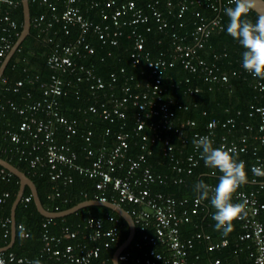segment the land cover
<instances>
[{"label":"built area","instance_id":"2783aa9c","mask_svg":"<svg viewBox=\"0 0 264 264\" xmlns=\"http://www.w3.org/2000/svg\"><path fill=\"white\" fill-rule=\"evenodd\" d=\"M30 1L38 2L49 12H41L31 17V25L51 44L45 57L49 72L46 78H41L39 72L32 73L28 66H24V76L15 81L10 82L3 74L0 76V111L9 107L19 116L15 124L7 121L0 130V137L7 138L12 144L8 151L18 155L19 159L27 160L32 172L46 170L49 178L55 182L54 190L49 194L50 198L59 195L58 181L63 184L70 183L73 173H77L96 178L95 188L100 195L95 198L107 200L105 191L111 188L115 193L114 202L130 205L129 213L134 220L135 230L138 228L139 231V240L135 245L142 250L133 257V264H223L220 256L202 260L201 254L194 252L196 244L202 246L206 252L232 247L235 256L244 248L248 251L246 258L252 264H264V201L259 199L257 189L246 190L240 186L233 194L232 200L245 203V214L236 219L241 222L242 231L233 239L223 234L213 238L211 233L201 230L182 236L181 225L204 210L206 200L197 202V196H194L189 202L187 198L177 197L174 191L150 189L151 184L166 183V175L155 173L148 161V155L152 152L151 146L157 141L161 142L163 155L177 172L189 174L201 161L204 164L193 143L192 150L186 153L173 143L170 132L176 133L184 143L187 138L183 135V129L195 125V120L175 119L176 108L172 105L182 109H186L187 105L178 103L173 98H164L166 88L162 85V77L168 66L179 61L189 71L199 72L203 80L209 83V88L214 85L231 88L228 73L220 70L215 60L209 62L195 54L197 48L203 47L211 32L222 27L219 15L206 21L202 19L196 24L191 33L193 44L182 41L184 37L172 30L173 45L169 58L158 56L153 59L144 52V36L137 31L136 26L153 18L157 21L158 28L163 29L169 25V16L181 17L189 6L199 4L201 0H163V9L157 6L161 0H148L142 4L137 0ZM57 1L61 3L60 8ZM19 2L20 0H0V62L15 42L14 36L18 34L17 22L11 17L9 9L16 7ZM81 2L86 10H92L93 13L95 10L97 20L82 11L79 6ZM195 14L198 15L199 12L195 11ZM58 23L63 34H70L73 26L78 29L77 34L66 41L55 37L59 32L55 27ZM170 25L173 26L172 23ZM121 26H130L128 36L133 38L130 52L132 66H138L145 60L148 72L144 74L142 69L139 78L132 74L125 75L118 92L117 73L111 71L106 78L102 77L96 72L94 64L88 62L87 59L95 50L88 34H96L102 43L117 44V36L122 33ZM149 28L146 26V29ZM18 49L19 46L16 50ZM217 56L214 54V57ZM119 71L124 72V67ZM242 72L249 74L244 69ZM65 74L68 76H63ZM233 74L241 75V70L233 71ZM243 76L246 77L245 74ZM250 76L253 79V88L264 90V80ZM80 81L87 83L89 91V101L78 109L82 117L80 122L91 125V115L109 122L120 121L112 142L107 138L111 134L110 127L105 129L101 143L96 145L91 128H86L80 134L84 142L83 157L87 162L78 161L77 152L72 146V138L78 133L79 119L64 115L59 108V97L67 92L65 86H73ZM34 82H38L40 88L38 98L17 103L4 97L5 90L17 92L24 83ZM185 91L196 93L200 91V87H187ZM24 96L30 97L31 91L27 90ZM129 104L134 106L131 130L138 137L135 144L139 147L134 156L129 154V136L123 129ZM249 107L248 116L258 117L255 129L248 122L244 123L245 130L242 133L235 132L237 115L240 114V110H237L235 115H229L222 120L214 117L208 119L204 129L195 131L192 135L193 139L198 135L209 136L214 147L221 144L234 146L238 155L250 151L253 158L249 164L250 181L256 182L253 166L264 170V150L259 151L257 145H264V104H250ZM202 113L205 114V111ZM61 134L63 140H58L57 137ZM9 175V170L0 167V179L6 180ZM173 181L182 182L184 178L179 176ZM216 184L217 182L208 185ZM263 185L264 182H261L260 187ZM8 196L7 190L2 191L0 203ZM30 197L31 195H22L19 202L27 203ZM106 218L114 223L105 225L103 218L87 214L83 218L81 229L64 225L59 233H51L48 224L52 222V218L46 217L42 222V245L35 258L0 247V260L4 264L29 263L35 260H39L40 264H106L104 259H100L102 248L119 239L117 218L113 215H107ZM8 224H11V217L0 216L3 236L7 235ZM21 226L27 236L26 226L15 223L19 231ZM63 240L71 241L59 246ZM129 255V251L123 249L118 260L126 264Z\"/></svg>","mask_w":264,"mask_h":264},{"label":"trees","instance_id":"16d2710c","mask_svg":"<svg viewBox=\"0 0 264 264\" xmlns=\"http://www.w3.org/2000/svg\"><path fill=\"white\" fill-rule=\"evenodd\" d=\"M137 1L139 4H142L144 1L148 0ZM57 4L58 8H60L61 3L57 1ZM79 6L84 13H89L94 20L98 19L95 10L94 13L92 10H86V7L82 2L79 3ZM157 6L163 9V0H161ZM227 6H229V0H201L199 4L189 6L181 17L172 18L169 16L167 18L169 25L163 29L158 28V23L153 18L136 26L137 31L141 32L144 36V52H146L150 58L155 59L158 56L169 58L173 45V39L171 37L172 30H175L180 36L184 37L182 41L193 44L191 33L196 24L202 19L206 21L216 15H219L220 17L222 27L214 29L203 47L197 48L195 54L203 57L209 62L215 60L220 66V70L228 73L231 88L224 86L217 87L218 85L209 88V83L203 80L202 75L199 72L189 71L184 68L179 61H176L172 66H168L162 77V85L166 88L164 98H173L176 102L187 105L186 109L177 108L175 107V104L172 105V107L176 108L175 119L177 121L187 118L195 120V125L186 126L183 129V135L187 138L184 143L180 141V137L176 133L170 132L174 145L182 149L183 153L192 150L193 132L202 131L205 122L212 117L222 120L229 115H235L236 111L240 110V114L237 115L238 122L235 132L242 133L245 130L244 123L248 122H250L253 129H255L258 117L248 116V111L250 110L249 106L250 104H264V90L260 91L253 88L252 77L249 74L242 72L243 69L240 63H242V53L244 49L226 31L228 18L224 14L223 9ZM29 9L31 17L41 12L49 13L44 6L36 1L29 0ZM195 11H198L199 14L196 15ZM9 12L11 17L17 22L18 34L13 38L14 42L22 28L23 12L21 1L16 7L10 8ZM257 16L258 14L254 10L250 11L248 14V18L253 21H255ZM179 22H181V25H179ZM171 23L173 26L170 25ZM59 25V23L55 24V27L59 30L55 37H60L62 41L73 38L78 32V29L73 26L71 28V33L65 35L62 33ZM146 26H149L150 28L146 29ZM120 28L122 29V33L117 36V44L102 43L96 34H88V39L94 45L95 50L94 54L87 59L88 62L91 61L94 64L96 72L102 77L106 78L111 71L117 73L118 81L116 83V91L118 92L119 85L124 80L125 75L132 74L135 78H139L141 77L140 71L142 69L144 70V74H147L148 72L145 60H142L138 66H132L130 52L133 48V38L132 36H128L130 26H121ZM50 45L51 44L46 41L44 36L38 34L37 29L31 25L29 34L22 40L19 49L13 53L7 62L3 75L7 77L10 82L15 81L24 76L22 68L28 66L30 72H39L41 78H46L49 70L45 63V57L50 49ZM214 54L218 55L217 58L214 57ZM121 67H124V72L119 71ZM238 69L241 70V75L233 74V71H238ZM243 74H245L246 77H244ZM63 76H66V74ZM194 86H199L200 91L196 93H188L185 91L187 87ZM65 87L67 88V92L59 97V108L64 115L68 117H77L79 119L78 133L72 138V146L77 152L78 161L87 162L83 157L84 142L81 140L80 134L85 132L86 128H91L93 131L94 145H96L101 143V139L105 135V129L110 127L111 134L107 138L112 142L114 133L119 129L120 121L109 122L95 115H91V125L82 124L80 122V119H82L81 113L78 109L89 101L87 99L89 94L87 83L85 81H80L73 84V86L69 85ZM27 90L31 91L30 97L24 96V93ZM40 93L38 82L32 84L24 83L17 92H13L11 89L5 90L4 97H8L17 103H21L38 98ZM203 110L205 111V114L202 113ZM133 113L134 106L129 104V107L126 110V117L124 119L125 126L123 129L129 136V154L131 156H134L139 151L138 145L135 144L138 137L131 130L133 125ZM18 117L19 116L11 111L9 107H5V109L0 111V130L6 125L7 121L15 124ZM240 121L242 123H239ZM57 139L63 140V134L59 135ZM257 145L259 151L264 150V145ZM11 146L12 144H10L7 138L0 137V156L22 169L34 181L38 195L44 207L50 210H62L81 200L95 198L100 195L95 188L96 178L73 173L72 182L67 184H63L61 181L57 182L59 195L50 198L49 194L54 190L53 186L55 182L49 178L45 169H38L35 172H32L29 169L27 160L19 159L18 155L16 156L11 151H8V148L10 149ZM151 150V154L148 155V161L151 163L153 171L155 173L166 175L165 184L150 185L152 191H174L177 197L187 198L190 202L194 196H197V193L194 191V186L198 181L203 180L207 184L218 182L220 173L216 170L207 168L202 161L197 166L193 167L189 174L186 172H177L172 168L169 159L163 155L160 141L154 143L151 146ZM238 158H243L248 176L247 182L241 185V187L246 190L257 189L259 199L264 201V185L260 187V183L264 182V177L257 176L256 182L250 181L251 171L249 169V164L253 160L251 152L241 153L238 155ZM0 167L2 166L0 165ZM179 176H182L184 181H173L174 178ZM18 187V177L11 172L8 179H0V194L4 190L9 192V196L5 201L0 203L1 217L10 216L11 204L17 193ZM105 192L106 199L114 202L116 199L114 191L111 188H108ZM23 195H31L27 186L24 189ZM232 202L236 203L235 200H232ZM120 205L128 211L131 210L130 205L126 203H120ZM55 206H57V209H55ZM213 212L214 209L211 206L210 201L206 200L204 210H201L198 214L194 215L191 221L181 225V235L186 236L197 230H201L211 233L213 238L219 237L223 233L215 229V222L212 219ZM87 214L103 218L105 225H111L114 223L106 218L107 215H113L117 218L118 223L116 222V224L118 225L119 239L110 246L103 247L100 254V259H104L106 264H112L113 252L127 237L129 228L126 221L111 208L104 205H89L79 208L65 216L52 218V222L48 224V230L51 233H59L61 227L64 225H67L72 229H81L83 218ZM45 219L46 217L36 209L32 195L27 203L18 202L15 209V221L16 224L23 223L26 226L28 235L21 238L19 229L15 227L16 233L14 241L7 250H13L17 254H25L31 258H35L42 245V222ZM240 231H242L241 222L239 220H234L233 230L225 236L233 239ZM10 237V224H8V232L6 236L2 235V229L0 226V247L8 245ZM138 238L139 231L138 228H136L132 241L124 249V251H129L130 253L126 264H133V257L137 256L142 251L135 245L139 240ZM70 241L71 240H63L59 243V246H63ZM194 249V252L197 251L201 254L202 260L220 256L223 260V264H252V261L246 258L248 251L244 248L240 250L236 256L232 252V247H228L221 251L206 252L202 246L196 244ZM96 261L97 260L95 259L94 262ZM119 262L120 264H124L121 260Z\"/></svg>","mask_w":264,"mask_h":264},{"label":"clouds","instance_id":"9594fccd","mask_svg":"<svg viewBox=\"0 0 264 264\" xmlns=\"http://www.w3.org/2000/svg\"><path fill=\"white\" fill-rule=\"evenodd\" d=\"M254 7V0H229V6L223 12L228 18L227 33L244 49L242 68L254 78L264 80V15H258L255 21L249 19L248 14ZM192 143L204 165L220 173L215 186L203 180L195 184L197 202L210 201L214 209L215 229L228 235L233 230V221L245 214L244 202H232L233 194L248 180L245 162L239 160L234 146L221 144L214 147L213 140L207 135L194 137ZM252 171L256 176L264 177L261 167L253 166ZM25 235L26 231L21 226V238ZM0 264L4 262L0 260ZM29 264H40V261H30Z\"/></svg>","mask_w":264,"mask_h":264},{"label":"water","instance_id":"95a60500","mask_svg":"<svg viewBox=\"0 0 264 264\" xmlns=\"http://www.w3.org/2000/svg\"><path fill=\"white\" fill-rule=\"evenodd\" d=\"M20 1L22 5V12H23L22 28H21V31L17 39L15 40V42L13 43V45L11 46V48L9 49V51L7 52V54L5 55V57L3 58L0 64V76L3 74L4 68L7 62L9 61V59L15 52L16 48L20 45L22 40L30 32L31 16H30V9H29V1L28 0H20ZM254 2H255V7L253 10L258 15H264V0H254ZM0 165L6 168L7 170H9L14 175H16L19 180V187L12 201L11 209H10V216H11L10 227H11V240L12 241H14V237L16 233L15 209H16L18 202L20 201L21 196L23 195L25 187L27 186L31 192L33 202L36 206V209L39 211V213H41L45 217H50V218L62 217V216H65L69 213H72L78 210L79 208L89 206V205H104L114 210L119 216H121L126 221L128 228H129L127 237L124 239L122 243H120L116 247L112 255V264H120L118 260V255L125 247L129 245V243L132 241L134 234H135L134 220L126 208L110 200H100L97 198H88V199L81 200L75 203L74 205L68 208L62 209V210H50L43 206L40 200V197L38 195V191H37L34 181L22 169H20L19 167L14 165L12 162H10L9 160L1 156H0ZM10 246L11 244L8 245L7 247H10Z\"/></svg>","mask_w":264,"mask_h":264},{"label":"crops","instance_id":"0c3cea01","mask_svg":"<svg viewBox=\"0 0 264 264\" xmlns=\"http://www.w3.org/2000/svg\"><path fill=\"white\" fill-rule=\"evenodd\" d=\"M10 217H11V216H10ZM10 229H11V227H10ZM12 242H13V241L11 240V237H10V242H9L8 245L12 244ZM8 245L4 246V248H6V249L9 248V247H7Z\"/></svg>","mask_w":264,"mask_h":264}]
</instances>
